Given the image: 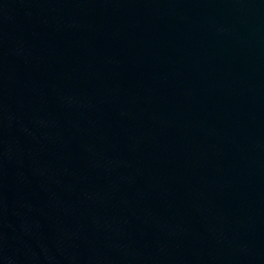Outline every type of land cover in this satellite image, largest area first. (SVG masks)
<instances>
[{
    "label": "water",
    "instance_id": "1",
    "mask_svg": "<svg viewBox=\"0 0 264 264\" xmlns=\"http://www.w3.org/2000/svg\"><path fill=\"white\" fill-rule=\"evenodd\" d=\"M0 264H264V0H0Z\"/></svg>",
    "mask_w": 264,
    "mask_h": 264
}]
</instances>
